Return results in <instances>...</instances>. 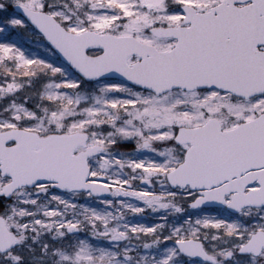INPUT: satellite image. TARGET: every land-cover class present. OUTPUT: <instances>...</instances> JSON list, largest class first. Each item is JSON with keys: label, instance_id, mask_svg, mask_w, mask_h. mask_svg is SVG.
<instances>
[{"label": "snow or ice", "instance_id": "snow-or-ice-1", "mask_svg": "<svg viewBox=\"0 0 264 264\" xmlns=\"http://www.w3.org/2000/svg\"><path fill=\"white\" fill-rule=\"evenodd\" d=\"M0 264H264V0H0Z\"/></svg>", "mask_w": 264, "mask_h": 264}]
</instances>
